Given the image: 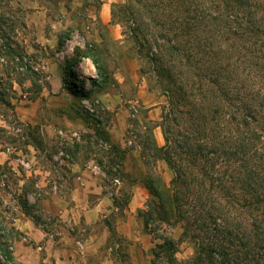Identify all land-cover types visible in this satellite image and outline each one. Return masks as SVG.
I'll list each match as a JSON object with an SVG mask.
<instances>
[{"label": "trees", "instance_id": "trees-1", "mask_svg": "<svg viewBox=\"0 0 264 264\" xmlns=\"http://www.w3.org/2000/svg\"><path fill=\"white\" fill-rule=\"evenodd\" d=\"M112 17L125 26L138 58L167 96L162 114L165 144L159 145L152 127L142 140L145 164L163 160L172 171L167 183L155 170L141 180L149 194L150 209L138 210L144 229L160 242L152 248L151 264L166 258L176 264L178 242L156 234L162 223L181 227V240L194 246V256L181 264H260L264 260V0H125L114 4ZM66 42L59 36L58 48ZM90 58L97 78L92 87L108 84L114 73L99 44L87 43L66 57L64 72ZM37 73V72H34ZM64 89L87 98L77 76L65 80ZM31 82H34L31 78ZM21 84V82H20ZM0 102L11 106L0 87ZM69 119L80 118L93 135L112 147L121 162L125 151L112 138L97 114L85 106H72ZM28 131V144L42 139ZM107 175L120 169L109 156ZM105 166L102 160L99 161ZM113 194L117 207H127ZM25 213L39 220L33 205L23 200ZM258 210L247 223L242 208ZM155 213V215H154ZM109 230L116 243L117 231ZM21 235L0 220V264H21L13 243ZM129 257V254H124Z\"/></svg>", "mask_w": 264, "mask_h": 264}, {"label": "rangeland", "instance_id": "rangeland-1", "mask_svg": "<svg viewBox=\"0 0 264 264\" xmlns=\"http://www.w3.org/2000/svg\"><path fill=\"white\" fill-rule=\"evenodd\" d=\"M124 1L0 0V87L6 90L7 99L11 101V106L0 102V220L7 227L18 228L23 220L30 219L23 208V200H26L33 205L31 211L39 217L36 225L54 239L61 236L58 232L62 224L71 229L75 220H80L75 228L80 233L73 231L76 237L99 234L108 222L115 226L117 220L126 217L124 205L112 209L115 207L113 194L125 201L136 187L142 186L141 180L150 168L170 182L172 171L166 162L145 164L141 155L148 127H152L158 144H165L161 125L168 99L155 78L143 71L142 65L145 70L148 67L123 34L125 26L112 17L113 5ZM55 29L59 31L54 41L39 42V34L50 36ZM60 35L66 42L59 49ZM87 43L99 44L103 58L114 73V79L106 85L92 87L91 81L97 78V71L90 58L77 63L73 75L64 72L66 57L74 56L76 49H84ZM57 67L62 69L63 77L56 79L51 74ZM75 76L83 82L84 90H90L87 98H76L64 89V78L69 81ZM57 86L59 89H55ZM74 105L85 106L99 116L113 140L125 151L124 160L119 161L109 144L90 137L92 129L80 118L67 117ZM30 130L36 131L42 139L40 147L27 143ZM109 156L116 160L113 170L121 171L117 176L104 171L109 168ZM85 168L102 171L100 182L111 198L103 204V214L94 227H89L78 211L68 212L73 205L72 187L77 174ZM137 195L140 198V194ZM96 197L91 193L90 203L93 204ZM152 199L149 193L144 199L142 196L141 208L150 209L148 202ZM63 214L65 217L61 216ZM242 215L247 223L259 218L257 209L247 207L242 208ZM18 230L21 235L14 241L13 249L18 251L16 256L21 264H53L44 261V249L38 255L37 242L30 234ZM156 234L177 240L176 264L194 256L193 244L180 239V225L162 223ZM116 237L120 238V243L109 233L103 249L114 246L117 248L116 253L112 251L116 264H133L129 257H124L130 248L128 240L118 232ZM153 239L155 244L160 242V239ZM152 259V249H149L142 263L151 264ZM158 264L172 263L161 258ZM260 264H264L263 258Z\"/></svg>", "mask_w": 264, "mask_h": 264}, {"label": "crops", "instance_id": "crops-1", "mask_svg": "<svg viewBox=\"0 0 264 264\" xmlns=\"http://www.w3.org/2000/svg\"><path fill=\"white\" fill-rule=\"evenodd\" d=\"M58 31L56 29L51 31L50 36L43 33V35L39 34V42L45 44L47 41H54ZM51 76H56V79L63 77L62 69L57 67V70L55 72L53 71ZM55 89H59V87ZM76 178L77 181L72 187L73 205L68 209V212L78 211L77 213L80 214L85 223L89 227H94L99 223V216L103 214V204L106 199L111 201V198L105 193L103 184L100 182L103 180L102 171L100 169L99 172L96 169H81ZM91 193L97 196V200L93 204L89 201ZM138 193L140 194V198L137 195ZM148 193L145 187H136L131 195L132 199H130L127 207L124 208L126 217L117 220L114 226L115 230L128 240L130 247L128 249L129 260L133 264H143L145 253L155 245L154 239L151 237V234L145 231L144 223L138 216V210L144 203L141 201V198L143 196L144 199ZM133 202L136 204L133 205ZM115 207L113 206L112 209H118L117 206ZM61 216L65 217L64 214ZM28 217L30 219L23 220L17 229L24 231L26 234H30L34 238L38 246V255L41 253L39 251L43 249L46 251L44 261L49 260L53 264H116L113 252L116 253L117 248L110 245L103 249L107 244L109 233L111 234L108 225L99 234L88 233L87 236L79 238L75 236L73 231L79 232L75 228L78 227L80 220H75L74 226L71 229L66 227V224H62V229L58 232L61 236L58 239H54L48 231L42 230L36 225L38 222L35 219L30 216ZM64 221H66V218H64ZM24 247L28 248L29 246L25 245ZM14 253L16 256L18 251L16 250Z\"/></svg>", "mask_w": 264, "mask_h": 264}]
</instances>
